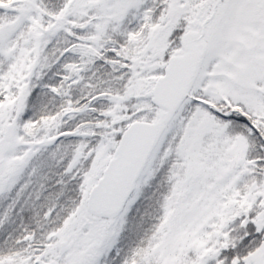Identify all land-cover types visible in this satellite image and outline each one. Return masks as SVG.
Returning <instances> with one entry per match:
<instances>
[{"label":"snow or ice","instance_id":"snow-or-ice-1","mask_svg":"<svg viewBox=\"0 0 264 264\" xmlns=\"http://www.w3.org/2000/svg\"><path fill=\"white\" fill-rule=\"evenodd\" d=\"M0 264H264V0H0Z\"/></svg>","mask_w":264,"mask_h":264}]
</instances>
